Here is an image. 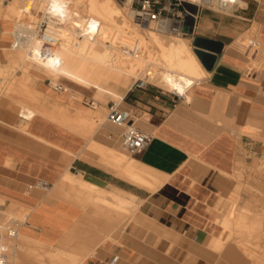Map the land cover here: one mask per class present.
Listing matches in <instances>:
<instances>
[{"label": "crops", "instance_id": "0c3cea01", "mask_svg": "<svg viewBox=\"0 0 264 264\" xmlns=\"http://www.w3.org/2000/svg\"><path fill=\"white\" fill-rule=\"evenodd\" d=\"M242 1L232 12L200 7L193 24L184 26V19L174 26L173 33L191 45L197 37L223 43L213 69L203 66L206 76L185 98L148 87L118 92L133 126L153 136L140 153L123 147L125 126L106 119L90 136L74 129L70 110H85L76 93L85 96V104L88 97L66 79L59 81L64 89H56L46 72L29 73L28 83L41 73L47 76L29 87L38 94V113L29 122L10 99L0 98V198L27 210L20 225L27 239L69 252L83 264L220 261L213 251L226 247L222 235H215L219 202L235 189L241 148L258 147L264 138V72L255 66H264V0ZM1 42L12 43L13 37ZM91 141L127 154L132 172L159 184L133 180L90 150ZM93 186L102 193H94ZM114 195L134 205H121ZM220 222L240 234L255 225L242 212L236 217L228 212Z\"/></svg>", "mask_w": 264, "mask_h": 264}, {"label": "bare ground", "instance_id": "6f19581e", "mask_svg": "<svg viewBox=\"0 0 264 264\" xmlns=\"http://www.w3.org/2000/svg\"><path fill=\"white\" fill-rule=\"evenodd\" d=\"M35 1H11L6 13L10 21L2 31L13 37V42L3 50L7 55L18 53V58L9 59L10 64L43 70L54 84L66 79L86 89H94L98 97L111 94L120 102L123 94L108 88L110 83L127 89L142 79L185 94L192 84L207 74L187 38L166 31L155 32L150 28L145 30V35L142 33L144 30L139 28L142 24L138 21L140 19L147 22L146 17L117 0H47L46 4L45 0V5L40 4L39 0L37 3ZM132 1L127 0L130 5ZM231 1L230 6L224 10L232 12L237 8L235 6L243 5L242 0ZM43 19H47L50 26L56 28L54 31L60 35V40L54 47L44 46L39 36L37 26ZM123 34L129 36L122 38ZM135 41H138L142 48L140 55H132L124 50L125 45L131 46ZM48 50L50 54L46 55ZM57 60L59 63H56ZM28 76L29 74H25L24 82L14 81L11 89L24 88ZM66 87L72 88L69 84H66ZM29 90L32 98L35 97L34 101L31 102L32 98L29 97L28 101H31L24 102L20 107V114L28 122L38 113V94L30 88ZM22 91L19 90V93ZM16 93L19 96L18 92ZM76 94L82 96L80 92ZM72 111H76L80 120L89 121L91 125L84 127L83 133L89 136L93 134L92 126L97 124L100 110ZM88 148L100 154L103 159L121 166L123 172L133 180L152 187L159 184V181L149 179L142 172H132L133 159L127 154L94 141H91ZM67 176L73 178L70 172ZM81 183L83 186L88 185L84 179ZM92 189L94 193H102V188L93 186ZM114 198L121 205H134V202L121 199L118 195H114ZM0 213V248L8 246L11 253L8 254V260H14L9 261L11 264L84 263L69 252L27 239L20 230L10 239L5 237V216H11L10 220L15 222L20 218L25 219L27 210L0 198Z\"/></svg>", "mask_w": 264, "mask_h": 264}, {"label": "rangeland", "instance_id": "374dc122", "mask_svg": "<svg viewBox=\"0 0 264 264\" xmlns=\"http://www.w3.org/2000/svg\"><path fill=\"white\" fill-rule=\"evenodd\" d=\"M11 1L12 0H0L1 2L0 22H3L2 30L6 29V27L8 26L7 24L10 21V18L7 16L6 13L10 6ZM37 1L38 0H36L35 3H37ZM44 1L45 0H39L38 2L42 5H45L47 0L45 1V4ZM117 1L120 4H125L127 6L132 7V9L134 10L138 9V4L137 3L133 4L134 0L131 3L133 5H130L127 2V0H117ZM138 22L142 24L141 27L139 28L141 29V31L144 30V32L142 33H144L145 35L147 33V31L145 30H148L149 28L153 31L155 30V32H160L154 28V23H149L148 21L143 22L140 19ZM0 31H1V27H0ZM251 33L254 34L255 31ZM171 34L178 35L175 33H171ZM125 36H129V35L123 34L122 38H124ZM178 36L183 37L182 35H178ZM6 37H10V35L5 34L3 33V31H1L0 32V98L7 97L12 101L11 107L20 110V107L24 102L25 103L30 102L31 100H32L31 102L34 101L33 99L35 97L32 98L33 96H31L32 93L29 90V87L31 86L33 88H36L37 83L38 82L43 83L44 77L47 76L41 73L39 78L34 77V79H32V81L28 83L30 77L29 73L30 72H32L33 74L36 73L35 70L38 68L36 67L21 68L18 65L10 64L9 59L13 60L15 58H18V53L14 52L11 53L10 55H7V53L3 50L5 46H10L12 44V43L1 42V39ZM191 46L193 48V45ZM256 66L264 72L263 63L256 64ZM25 74H29V76H28V81L24 84V88L21 87L18 89L17 88L11 89V85L14 81L19 80L21 82H24ZM72 84H75L77 87L85 89L87 91L85 93L88 97L86 99L87 102L86 104L83 103L85 99L84 95L82 96L76 95L77 98L82 101L81 108L91 111L96 110L95 112L100 110V113L98 114L100 116L97 117L96 120L97 126L96 125L95 127L92 126V130L94 132V130L97 127H99V125L106 119L107 114L109 112V110L107 108H103V106H106L107 104L110 105L112 101H117V98L111 94L108 95L106 94L103 97H98L96 96L94 90L86 89L73 82ZM107 87H110L117 92L122 91V88L114 83H110L109 85H107ZM147 87L160 89L164 91H171L169 89L162 88L158 86L156 83L151 81L147 82ZM19 90L20 91L23 90L22 93L24 94V96L22 93H19ZM15 91L18 92L19 96ZM24 97L26 98L27 101L25 100ZM29 97L32 99L28 101ZM42 98L43 95L41 94L40 101L42 100ZM67 112L68 110L66 111V113ZM72 114H73L72 117L75 119V122L77 123L76 128L74 127V129H79L80 131H82L84 127L91 126L89 121L80 120L79 115L74 111H72ZM65 122L66 124L68 123L67 121ZM69 124L70 123H68L67 125ZM262 142H263L262 145L260 146L258 145V147H254L252 149H247L245 147L241 148L242 158L239 161L237 169L235 170V173L233 175V178L236 182L235 189L226 198H222L221 201L219 202L218 205L219 216L216 219V226L218 230L215 235H222V238L226 240V244H225L226 247L221 252L216 249H213V251L216 252L220 257L219 258L220 261H213L215 264H264V261H261L260 259L262 256H264V138H262ZM115 207L117 209L123 210L124 213H128L127 210H124L119 206H115ZM228 212H232L234 217H236L237 212H242L247 215L249 221L252 222L255 221V225L249 228L251 232H248L249 230L247 229L248 231H246L244 234H240L237 232L231 233L229 230H224V226L222 225L220 220ZM10 217L11 216H5L3 221L5 223L3 234L5 237L9 239L12 238V236L11 237L7 236L8 226L12 225L11 227L17 228V231H19L20 225L25 221L24 218H20L19 220L12 222L13 220H10ZM237 228L238 229L241 228V230L244 231V228L242 229L241 226H238ZM67 249L69 251L70 250L73 251L74 247L72 245L71 246L68 245ZM40 251H42V249H40ZM8 254L11 255L10 252H8ZM9 261H14V260L10 259ZM26 261H31V260H26Z\"/></svg>", "mask_w": 264, "mask_h": 264}, {"label": "built area", "instance_id": "2783aa9c", "mask_svg": "<svg viewBox=\"0 0 264 264\" xmlns=\"http://www.w3.org/2000/svg\"><path fill=\"white\" fill-rule=\"evenodd\" d=\"M138 4L137 11L146 17L149 23H154V28L158 31H166L173 33L174 26L180 24L184 19L188 10L185 8L184 3H191L200 7H207L210 9L223 11L228 8L232 3L231 0H134L133 4ZM132 4V5H133ZM39 36L46 47H54L58 42L60 35L54 31L55 27L50 26L47 19H43L38 24ZM251 44L253 41L250 42ZM124 50L132 55H140L142 48L138 41H135L131 46L125 45ZM50 51L46 52L49 55ZM59 63V60L56 61ZM48 82L56 89H64V86L58 82L54 84L50 78ZM147 82L142 79L136 81L133 87L144 88L147 87ZM132 87V88H133ZM171 92L179 98H185L186 94L171 90ZM121 102L112 101L109 105V112L106 120L112 124L125 126L123 132V147L132 154H137L143 151L152 141L153 136L151 133L138 129L133 126V119L131 111L122 108ZM48 188L47 184H44ZM17 228L8 227L7 236L11 237L16 235ZM8 246L0 248V264H11L8 260Z\"/></svg>", "mask_w": 264, "mask_h": 264}, {"label": "water", "instance_id": "95a60500", "mask_svg": "<svg viewBox=\"0 0 264 264\" xmlns=\"http://www.w3.org/2000/svg\"><path fill=\"white\" fill-rule=\"evenodd\" d=\"M184 6L188 10V13H186L185 15V21H184V26L187 27L191 23L193 24L194 15L197 14L199 7L191 3H184ZM186 27H184L183 31L189 32L188 31L189 29L187 30ZM222 48H223V43L202 37L195 38L193 43L194 52L196 53L202 65L207 70L213 69Z\"/></svg>", "mask_w": 264, "mask_h": 264}]
</instances>
